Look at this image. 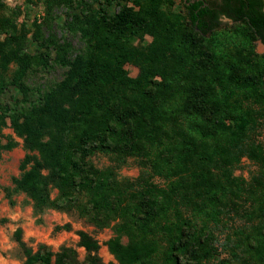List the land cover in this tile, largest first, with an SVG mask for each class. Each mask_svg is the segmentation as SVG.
<instances>
[{
    "label": "trees",
    "instance_id": "16d2710c",
    "mask_svg": "<svg viewBox=\"0 0 264 264\" xmlns=\"http://www.w3.org/2000/svg\"><path fill=\"white\" fill-rule=\"evenodd\" d=\"M112 1L45 0L31 28L19 21L25 10L0 0V160L17 137L26 150L14 189L36 211L76 212L115 231L116 261L106 263L86 230L81 260L69 245H28L18 228L21 264H204L212 226L226 219L233 247L263 257L264 0L185 13L174 0H135L114 14L103 7ZM221 16L233 24L223 28ZM146 35V48L134 44ZM129 158L134 178L120 175Z\"/></svg>",
    "mask_w": 264,
    "mask_h": 264
},
{
    "label": "rangeland",
    "instance_id": "374dc122",
    "mask_svg": "<svg viewBox=\"0 0 264 264\" xmlns=\"http://www.w3.org/2000/svg\"><path fill=\"white\" fill-rule=\"evenodd\" d=\"M4 1L11 8L20 7L25 10L28 15H21L19 21H25L27 26L31 28L33 27V19L44 14L45 0ZM126 4L137 6L135 0H113L111 3L103 2V7L114 14ZM172 8L175 11L185 13L181 0H174ZM60 11L63 15L62 18H65L64 9ZM3 13L5 11L1 10L0 14ZM232 24L230 19H221L223 28ZM152 39L151 35H146L143 39L134 38V44L146 48ZM74 41L78 43L77 38ZM256 49L258 52H264V44L257 41ZM126 68L131 76H137L140 72L139 65L133 62L127 63ZM56 73L59 74L58 71ZM5 132L15 135L10 127L6 128ZM17 139L20 141L19 145L12 150H6L0 160V264H21L23 253L15 238V232L18 228H22L23 239L28 245L37 247L39 243H45L54 251H58L63 245H69L78 250L81 260H84L87 252L79 243L78 231L86 230L98 240L99 255L103 261L106 263L116 261L108 247V241L115 233L113 225L98 227L76 212H68L58 208L36 211L32 201L25 193L15 191L13 178L20 175V163L26 154L23 140L19 137ZM95 161L99 165L110 164V159L104 155L97 156ZM248 168L249 163L245 161L238 173L247 175ZM119 171L121 176L134 178L138 176L140 167L136 159L129 158ZM157 180L164 183L160 178ZM9 194H11V198H9ZM231 225L232 220L226 219L220 224L222 230L219 231V226H212L213 247H215L212 249V257L203 260L204 264H264V256H259L256 249L244 245L237 246L238 248L233 247L235 246L236 236L234 233L237 227L232 228ZM245 225L244 232L248 237H251V226L249 223ZM250 241L253 243L252 237Z\"/></svg>",
    "mask_w": 264,
    "mask_h": 264
},
{
    "label": "flooded vegetation",
    "instance_id": "af4514ba",
    "mask_svg": "<svg viewBox=\"0 0 264 264\" xmlns=\"http://www.w3.org/2000/svg\"><path fill=\"white\" fill-rule=\"evenodd\" d=\"M181 1L183 3L182 4L183 7L186 9L187 7L191 8L197 3H201V6L198 9H196V12H198L199 9H205L207 6L209 7L215 6L216 8H219V6L225 2V0H181ZM222 18L230 19L226 16H221L220 19Z\"/></svg>",
    "mask_w": 264,
    "mask_h": 264
}]
</instances>
